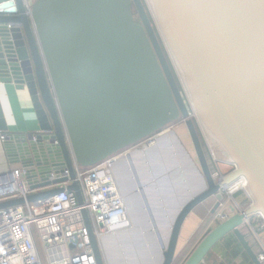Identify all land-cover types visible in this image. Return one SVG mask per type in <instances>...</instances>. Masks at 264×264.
Segmentation results:
<instances>
[{"label":"water","instance_id":"95a60500","mask_svg":"<svg viewBox=\"0 0 264 264\" xmlns=\"http://www.w3.org/2000/svg\"><path fill=\"white\" fill-rule=\"evenodd\" d=\"M149 2L160 30L145 0H34L30 16L22 0H0V87L26 92L37 123L35 133L8 132L0 104L1 168L17 166L35 191L25 200L0 202V210L50 199L65 182L82 204L65 137L82 168L124 152L116 178L132 228L147 239L149 264H173L186 218L207 200L214 202L213 215L234 179L245 178L253 201L245 214L264 215V0ZM178 123L195 162L179 138L165 134ZM197 129L205 132L216 158L237 166L235 173L212 178ZM158 133V141L139 147ZM160 140L170 155L171 162L164 161L168 171L177 167L178 157L189 163L199 184L194 189L186 186L192 185L188 179L182 184L183 198L178 195L170 216L164 198L166 229L157 234L150 231L143 186L153 187L151 177L159 180L164 169L143 179L139 167L148 171L154 159L164 158ZM65 170L68 176L60 177ZM50 173L56 175L51 182ZM137 210L143 223L134 217ZM83 216L96 264H105ZM244 217L233 213L216 223L182 264H202L229 234L251 264H262L241 231Z\"/></svg>","mask_w":264,"mask_h":264},{"label":"built area","instance_id":"2783aa9c","mask_svg":"<svg viewBox=\"0 0 264 264\" xmlns=\"http://www.w3.org/2000/svg\"><path fill=\"white\" fill-rule=\"evenodd\" d=\"M23 6L30 16L34 0H22ZM148 6V5H147ZM193 118L194 112H191ZM162 133L147 139L139 147L153 144ZM211 176L220 181L237 171V166L230 160L216 158L205 134L202 133ZM4 135L0 134V142ZM54 145H58L55 141ZM65 144L74 172V181L78 184L82 196L79 205L73 192L67 191L70 183H62L63 191L50 199H41L33 203H25L0 210V264H96L92 254L89 235L85 225L83 212L91 227L104 263L108 261L104 254L103 238L132 228L124 197L121 194L116 178V166L124 152L112 155L89 168H82L72 155L68 139ZM218 163H224L231 169L222 174ZM68 171L60 177H67ZM244 179V177H241ZM56 179L50 173L48 181ZM245 181V179H244ZM246 185V181H245ZM40 189L46 190L50 189ZM39 190V191H40ZM242 192L246 201L238 204L234 196ZM35 193L23 179L22 171L15 165H7L6 170L0 167V202L23 198ZM225 201L213 214L218 222L229 219L233 213L245 215L243 226L255 239L259 250L258 260L264 264V215L245 212L253 205L252 198L245 189L226 188ZM226 199L231 201L230 210L223 212ZM223 212V213H222ZM217 222V223H218Z\"/></svg>","mask_w":264,"mask_h":264},{"label":"rangeland","instance_id":"374dc122","mask_svg":"<svg viewBox=\"0 0 264 264\" xmlns=\"http://www.w3.org/2000/svg\"><path fill=\"white\" fill-rule=\"evenodd\" d=\"M195 125L198 128L196 122ZM171 131H174L175 136L171 135L172 134ZM165 134H167V136L170 137L172 141H174L173 139H175L176 137L179 138L181 145L187 150L192 161L195 162V155L192 149V145L187 135L186 129L182 123H178L171 129H167L165 131ZM201 140L205 144L202 135H201ZM160 146L165 152L164 158L169 159L170 155L169 152L166 151L164 147L165 146L164 141L160 143ZM164 158L162 156V157H158L157 159H154V162L151 165L148 164L147 166L148 171H145L144 168L139 167L141 178L143 179H146L148 174L152 175L153 172L157 173L164 169L162 175L158 177L159 180H156L153 177H151V182L153 183V187H150L149 184L147 185V187L143 186L144 191L145 193H147L146 195L148 196L147 204L145 203L146 204L145 209L147 210V213L149 212L148 213L149 221H150V217L152 218L151 220L153 221V225L150 231L155 230L157 234L159 233L161 234L164 231V229H166V219H164L165 216L160 211V207H163L165 209L164 201L167 200L169 206L172 209H174L176 204L179 202L178 195L179 198L182 197L183 195L182 184H186L188 181L190 183L195 184V182L197 181L196 175L194 174L193 170H191V166L187 161L181 163L180 159L176 157V162L178 163L177 167L168 171V166L164 163L165 161ZM161 167H163L162 170ZM218 169L222 174H225L231 169V167L224 163H218ZM179 175L180 177H178ZM175 177L178 178L175 179ZM194 184L190 185L189 183H187L186 186L187 187L191 186L194 189L196 186ZM127 187H129V185L125 186V188ZM164 198H166V200ZM226 200L227 201L223 212L229 211L230 210L229 206L232 204L230 200L228 199ZM136 203L138 204L137 201ZM160 203L162 205L159 206ZM136 214H138V212H136ZM165 215L167 216V213H165ZM135 218L138 221H144V217H142L141 220L137 216H135ZM217 222L218 221L214 218V215L210 214L208 218L205 220V222L202 224L203 226L200 227L198 230V241H200L213 228V226ZM242 227L246 230V235H247V233H249L248 229H246V227L244 226ZM135 229L136 228H132L129 230L118 232L113 236H107L106 241L103 242V247H104L105 257L109 264H148V261L150 262L153 261L151 260V253L147 245V239L145 238L144 235L133 236V234L137 232V230ZM249 235L250 237L248 240L250 244L253 246L254 251L257 252L259 250V247L257 244H255L256 242L252 234L249 233ZM121 236L123 241L122 243H120L118 239ZM198 241L196 243H198ZM183 261H184L183 258H178L175 260L173 264H182Z\"/></svg>","mask_w":264,"mask_h":264},{"label":"crops","instance_id":"0c3cea01","mask_svg":"<svg viewBox=\"0 0 264 264\" xmlns=\"http://www.w3.org/2000/svg\"><path fill=\"white\" fill-rule=\"evenodd\" d=\"M5 88L6 92L0 87V104L8 132L22 134L37 132L35 114L27 93L14 91L11 85ZM1 158L2 152L0 148V159ZM1 166L0 163V167ZM213 204L214 202L212 200H207L196 207L186 218L178 238L175 260L178 258H183L185 260L198 244L196 243L198 241V230L203 226L202 224L210 215ZM246 237L249 239V233H247ZM235 264H240V260H237Z\"/></svg>","mask_w":264,"mask_h":264},{"label":"trees","instance_id":"16d2710c","mask_svg":"<svg viewBox=\"0 0 264 264\" xmlns=\"http://www.w3.org/2000/svg\"><path fill=\"white\" fill-rule=\"evenodd\" d=\"M133 14L135 15L134 10ZM197 132L201 139V135L198 129ZM202 145L205 151V155L208 159V152L203 142ZM234 199L238 204H242L246 201V197L242 192L236 193ZM241 231L246 235V230L243 227L241 228ZM237 260H240V264H251L234 236L229 234L225 236L218 244H216V246L206 256L202 264H235Z\"/></svg>","mask_w":264,"mask_h":264},{"label":"bare ground","instance_id":"6f19581e","mask_svg":"<svg viewBox=\"0 0 264 264\" xmlns=\"http://www.w3.org/2000/svg\"><path fill=\"white\" fill-rule=\"evenodd\" d=\"M146 1V3H147V5H148V7H149V10H150V12H151V14H152V17H153V19L155 20V22H156V25H157V27H158V29L160 30V26H159V24H158V21H157V19H156V17H155V14H154V12H153V9H152V7H151V5H150V2H149V0H145ZM161 33H162V31H161ZM166 44V43H165ZM168 47V46H167ZM170 53V52H169ZM170 55H171V58H172V60H173V62H174V65H175V67H176V70H177V72H178V77L180 78V80H181V82L183 83V86H184V88H185V90H186V87H185V85H184V82H183V80H182V78H181V75H180V73H179V71H178V68H177V66H176V64H175V61H174V59H173V57H172V54L170 53ZM189 96V95H188ZM195 114H196V112H195ZM194 114V115H195ZM196 117H197V119H198V116H197V114H196ZM198 121H200L199 119H198ZM200 124H201V122H200ZM202 126V125H201ZM204 134H205V132H204ZM206 135V134H205ZM207 137V136H206ZM245 179V178H244ZM244 179L243 178H241V177H238V178H236V179H234L231 183H229L228 185H227V188H233V190H235V189H245L246 190V192L248 193V191H247V189H246V185H245V181H244ZM191 184H194V183H191ZM198 184H199V182H198V180L195 182V184L194 185H196L195 186V188L198 186ZM128 188V187H127ZM127 188H125V189H127ZM248 195L250 196V194L248 193ZM251 197V196H250ZM138 199V198H137ZM137 199H133L134 201V203H135V206L136 207H138V204L136 203V201L138 202V200H140V198L137 200ZM185 199V198H184ZM136 200V201H135ZM125 201V200H124ZM131 202V201H130ZM125 205H126V202H125ZM176 207V206H175ZM127 208V207H126ZM172 210H174V209H171V211H170V214H169V216L170 215H172V214H174V212H175V210L174 211H172ZM127 211H128V209H127ZM136 212H138V214H136ZM134 211V217L135 216H137L140 220L142 219V217H144V216H142V214L140 213V211ZM128 216H129V213H128ZM136 219V218H135ZM129 220H130V222H131V218H130V216H129ZM136 221L139 223V222H142L143 223V221H138L137 219H136ZM132 225V224H131ZM136 230V229H135ZM136 235H139L137 232L135 233V234H133V236H136ZM111 236H113V235H111ZM106 238L107 237H104L103 238V240H102V242H105L106 241ZM113 238V237H112ZM119 239V242L120 243H122L123 241H122V236L121 237H119L118 238ZM109 264V263H108ZM149 264V263H148Z\"/></svg>","mask_w":264,"mask_h":264},{"label":"flooded vegetation","instance_id":"af4514ba","mask_svg":"<svg viewBox=\"0 0 264 264\" xmlns=\"http://www.w3.org/2000/svg\"><path fill=\"white\" fill-rule=\"evenodd\" d=\"M160 138V137H159ZM158 138V139H159ZM158 139H157V141H158ZM161 141V140H160ZM162 142V141H161ZM163 150V149H162ZM165 153V152H164ZM160 157H162V156H160ZM164 160H166L165 158H164ZM169 160V159H168ZM170 161V160H169ZM151 165V164H150ZM125 186H128V185H125ZM125 186H124V188H125Z\"/></svg>","mask_w":264,"mask_h":264}]
</instances>
